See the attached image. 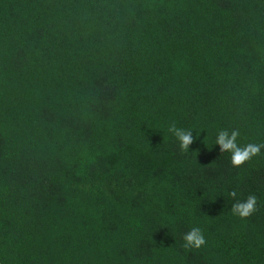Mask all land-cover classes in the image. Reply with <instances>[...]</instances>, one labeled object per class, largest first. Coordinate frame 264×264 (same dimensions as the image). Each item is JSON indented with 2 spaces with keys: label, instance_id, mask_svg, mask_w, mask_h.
Segmentation results:
<instances>
[{
  "label": "trees",
  "instance_id": "trees-1",
  "mask_svg": "<svg viewBox=\"0 0 264 264\" xmlns=\"http://www.w3.org/2000/svg\"><path fill=\"white\" fill-rule=\"evenodd\" d=\"M233 128L264 143V0H0V264H264Z\"/></svg>",
  "mask_w": 264,
  "mask_h": 264
},
{
  "label": "clouds",
  "instance_id": "clouds-1",
  "mask_svg": "<svg viewBox=\"0 0 264 264\" xmlns=\"http://www.w3.org/2000/svg\"><path fill=\"white\" fill-rule=\"evenodd\" d=\"M168 131L172 133L177 141L182 152H187L190 146L196 142V137L193 136V132L184 128H179L175 123L169 126ZM241 136V132L237 128H233L231 131L228 129H221L216 137V145L219 146L220 152L231 154V164L233 167L239 168L246 162L250 161L253 157L261 154V150L264 149V143H247L243 146L238 144V138ZM231 197H236L235 190L229 193ZM257 210V197L255 195H249L246 200H237L232 205V212L234 215L240 218H248ZM184 247L187 249H199L205 245V237L198 227H193L188 231L184 237Z\"/></svg>",
  "mask_w": 264,
  "mask_h": 264
}]
</instances>
